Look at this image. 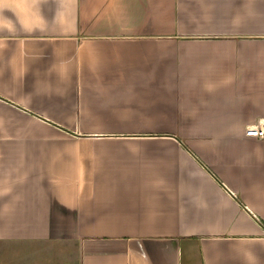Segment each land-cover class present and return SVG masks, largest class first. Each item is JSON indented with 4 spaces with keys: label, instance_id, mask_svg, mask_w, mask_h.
Returning a JSON list of instances; mask_svg holds the SVG:
<instances>
[{
    "label": "crops",
    "instance_id": "obj_1",
    "mask_svg": "<svg viewBox=\"0 0 264 264\" xmlns=\"http://www.w3.org/2000/svg\"><path fill=\"white\" fill-rule=\"evenodd\" d=\"M264 0H0V264H264Z\"/></svg>",
    "mask_w": 264,
    "mask_h": 264
},
{
    "label": "built area",
    "instance_id": "obj_2",
    "mask_svg": "<svg viewBox=\"0 0 264 264\" xmlns=\"http://www.w3.org/2000/svg\"><path fill=\"white\" fill-rule=\"evenodd\" d=\"M247 132L248 135L264 139V123L261 122L257 125L248 128Z\"/></svg>",
    "mask_w": 264,
    "mask_h": 264
}]
</instances>
